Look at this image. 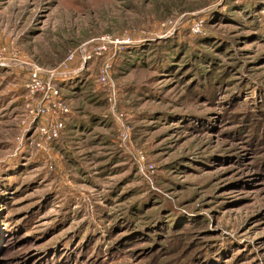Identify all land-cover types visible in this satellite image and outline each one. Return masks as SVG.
Segmentation results:
<instances>
[{
  "label": "rangeland",
  "instance_id": "rangeland-1",
  "mask_svg": "<svg viewBox=\"0 0 264 264\" xmlns=\"http://www.w3.org/2000/svg\"><path fill=\"white\" fill-rule=\"evenodd\" d=\"M0 264H264V0H0Z\"/></svg>",
  "mask_w": 264,
  "mask_h": 264
},
{
  "label": "built area",
  "instance_id": "built-area-1",
  "mask_svg": "<svg viewBox=\"0 0 264 264\" xmlns=\"http://www.w3.org/2000/svg\"><path fill=\"white\" fill-rule=\"evenodd\" d=\"M114 43L115 42L109 37L102 38L99 40L98 45L93 48L92 52L84 56L83 62L91 58L102 56L108 51L109 45ZM109 68L110 61H107L102 65L100 71L101 76L98 81L103 85L109 83L107 80ZM41 78L40 69L38 67L33 68L29 73V79L26 84V93L29 97H34L38 93L42 94L41 97L43 102L32 111V121L39 120L43 117L48 119L47 123L42 124L43 122H40L41 125H38L40 135L43 136V139L46 141L56 139L59 136V133L65 128V118L69 113V110L63 103L62 99L59 98V88L55 87L56 85L50 81H48V84L47 82H43Z\"/></svg>",
  "mask_w": 264,
  "mask_h": 264
},
{
  "label": "trees",
  "instance_id": "trees-1",
  "mask_svg": "<svg viewBox=\"0 0 264 264\" xmlns=\"http://www.w3.org/2000/svg\"><path fill=\"white\" fill-rule=\"evenodd\" d=\"M127 57H128V59H126V62H125V63H130V62H132V61H135V60H136L135 58H137L138 61H140L141 58H139V57H142V56H141V55H132V54H131L130 56H127ZM110 61H111V60H110ZM136 61H137V60H136ZM142 63H143V62H142ZM142 63H141V64H142ZM141 64H140V65H141ZM124 65H126V64H123V66H124ZM68 88H70V87H68ZM68 88H66V89L68 90Z\"/></svg>",
  "mask_w": 264,
  "mask_h": 264
}]
</instances>
